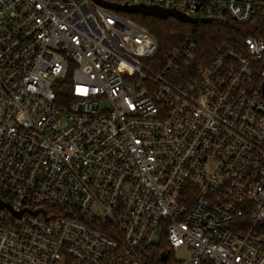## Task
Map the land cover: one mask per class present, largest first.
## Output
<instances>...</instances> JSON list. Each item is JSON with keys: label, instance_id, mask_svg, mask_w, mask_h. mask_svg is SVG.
Returning <instances> with one entry per match:
<instances>
[{"label": "built area", "instance_id": "2783aa9c", "mask_svg": "<svg viewBox=\"0 0 264 264\" xmlns=\"http://www.w3.org/2000/svg\"><path fill=\"white\" fill-rule=\"evenodd\" d=\"M105 1L254 33L157 61L96 0H0V264H264V0Z\"/></svg>", "mask_w": 264, "mask_h": 264}, {"label": "trees", "instance_id": "16d2710c", "mask_svg": "<svg viewBox=\"0 0 264 264\" xmlns=\"http://www.w3.org/2000/svg\"><path fill=\"white\" fill-rule=\"evenodd\" d=\"M120 13L146 27L156 38L158 48L154 59L157 61H162L167 50L177 41L189 39L196 44L198 57L204 56V61L209 62L214 54L216 45L226 43L238 47L241 45L245 35L254 33L249 29H239L230 18L212 20L210 22L197 21L190 23L177 20L173 17L162 19L151 15H142L141 13L124 11H120ZM258 15V17H262L264 10L259 11ZM159 252L160 249L157 246L149 247L147 256L151 263L157 264L159 262Z\"/></svg>", "mask_w": 264, "mask_h": 264}, {"label": "water", "instance_id": "95a60500", "mask_svg": "<svg viewBox=\"0 0 264 264\" xmlns=\"http://www.w3.org/2000/svg\"><path fill=\"white\" fill-rule=\"evenodd\" d=\"M96 1L108 8H111L117 11H124V12H129V13H141L142 15H151L157 18H162V19L173 17L177 20H180L183 22H190V23H195L197 21H200V22H210L211 21L210 19H204V18L197 19L195 17H189L174 9L163 8V7L155 6V5H144V4L127 5V4H119L115 2H108L105 0H96ZM4 206L8 207L9 205L0 200V207H4ZM160 259L165 260L166 255L162 254L160 256Z\"/></svg>", "mask_w": 264, "mask_h": 264}, {"label": "rangeland", "instance_id": "374dc122", "mask_svg": "<svg viewBox=\"0 0 264 264\" xmlns=\"http://www.w3.org/2000/svg\"><path fill=\"white\" fill-rule=\"evenodd\" d=\"M158 235H159V232L156 233V237H155L154 240H153V243H154L155 245H157V243L159 242V237H158ZM177 253L180 255L181 258H185V257H186V252H185V249H184L183 247H179V248L177 249Z\"/></svg>", "mask_w": 264, "mask_h": 264}]
</instances>
